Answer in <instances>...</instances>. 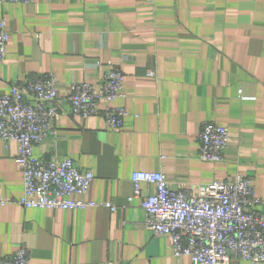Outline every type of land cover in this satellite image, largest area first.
I'll list each match as a JSON object with an SVG mask.
<instances>
[{
    "label": "crops",
    "instance_id": "0c3cea01",
    "mask_svg": "<svg viewBox=\"0 0 264 264\" xmlns=\"http://www.w3.org/2000/svg\"><path fill=\"white\" fill-rule=\"evenodd\" d=\"M2 20L0 94L52 73L64 103L72 84L100 85L120 69L123 97L113 104L129 116L111 130L103 116L74 118L65 104L57 135L34 149L38 160L93 171L80 199L116 211L24 209L18 145L0 140V258L24 248L30 264H193L146 229L142 204L155 187L141 183L135 196V172L163 173L170 189L195 193L242 175L264 214V0H35L0 5ZM209 122L229 130L216 163L199 159Z\"/></svg>",
    "mask_w": 264,
    "mask_h": 264
},
{
    "label": "built area",
    "instance_id": "2783aa9c",
    "mask_svg": "<svg viewBox=\"0 0 264 264\" xmlns=\"http://www.w3.org/2000/svg\"><path fill=\"white\" fill-rule=\"evenodd\" d=\"M152 2L153 0H148ZM35 0H0L4 4H33ZM9 33L5 20L0 21V64L7 55ZM60 87L52 73L38 75L14 84L0 94V140L16 142V166L23 177L24 193L18 203L24 209L86 210L107 207L81 200L95 179L93 171H83L70 158L38 160L34 149L46 138L55 137L57 124L64 115L63 105L74 118L103 116L111 130H120L128 112L114 106L123 97L124 75L120 69L109 71L100 85L74 83L70 94L61 100ZM229 130L216 123H205L198 136L199 159L216 163L223 160ZM131 181L135 196L139 185L155 187L143 201L145 227L155 237L169 236L175 257H189L193 264H230L232 259L264 264V214L255 208L257 198L252 180L237 175L234 180L217 181L199 187L195 193L182 187L172 190L163 173L135 172ZM2 201L1 205H5ZM0 264H30L26 249L19 248Z\"/></svg>",
    "mask_w": 264,
    "mask_h": 264
}]
</instances>
